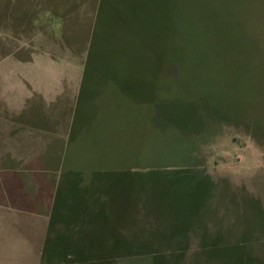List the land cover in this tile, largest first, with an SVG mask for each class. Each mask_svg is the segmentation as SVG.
<instances>
[{
	"label": "rangeland",
	"instance_id": "obj_1",
	"mask_svg": "<svg viewBox=\"0 0 264 264\" xmlns=\"http://www.w3.org/2000/svg\"><path fill=\"white\" fill-rule=\"evenodd\" d=\"M6 104L66 130L96 264H220L216 232L264 264V0H0Z\"/></svg>",
	"mask_w": 264,
	"mask_h": 264
},
{
	"label": "crops",
	"instance_id": "obj_2",
	"mask_svg": "<svg viewBox=\"0 0 264 264\" xmlns=\"http://www.w3.org/2000/svg\"><path fill=\"white\" fill-rule=\"evenodd\" d=\"M24 109L0 105V264H94V180L62 169L66 130Z\"/></svg>",
	"mask_w": 264,
	"mask_h": 264
},
{
	"label": "trees",
	"instance_id": "obj_3",
	"mask_svg": "<svg viewBox=\"0 0 264 264\" xmlns=\"http://www.w3.org/2000/svg\"><path fill=\"white\" fill-rule=\"evenodd\" d=\"M199 179L201 182L204 181L203 176H201ZM162 236H169L179 242H186V240H188L189 238V236L186 237V232L184 231H180L179 233L178 232L176 233L172 232L170 234L167 233V234H163ZM244 241H245V236L242 238H231L229 235H224L223 233L218 234V232H216V234L212 236L201 235L199 237L198 250L200 253L209 254L213 258H214L213 255L218 256L220 264H231L236 261H239V259L242 260L240 255L235 257L228 256L229 255L228 252H230L231 250H239L241 251L240 254L242 253L244 256H246L245 260H243V263L246 262L254 263L255 259H258L260 256L256 255L254 251L250 250L249 249L250 247L244 245ZM115 244L116 246L121 245L123 249V247L126 245V242L125 240L119 238L118 240L115 241ZM116 253L118 257L127 254V252H121V250H119ZM94 264H96L95 261Z\"/></svg>",
	"mask_w": 264,
	"mask_h": 264
}]
</instances>
